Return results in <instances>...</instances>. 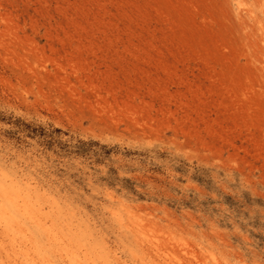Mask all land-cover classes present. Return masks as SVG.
<instances>
[{"label":"rangeland","instance_id":"374dc122","mask_svg":"<svg viewBox=\"0 0 264 264\" xmlns=\"http://www.w3.org/2000/svg\"><path fill=\"white\" fill-rule=\"evenodd\" d=\"M2 185L0 264H264V0H0Z\"/></svg>","mask_w":264,"mask_h":264},{"label":"bare ground","instance_id":"6f19581e","mask_svg":"<svg viewBox=\"0 0 264 264\" xmlns=\"http://www.w3.org/2000/svg\"><path fill=\"white\" fill-rule=\"evenodd\" d=\"M2 188L3 191L0 194V202L2 204L7 201H14L19 212L27 215L29 214L32 217H35V219H33L36 220V222L42 223L43 218H40L39 215L35 213L38 210L37 207H35V205L27 199V195L24 194V192L15 188H7L3 185ZM3 209L5 224L10 225L15 222L16 218L9 208L4 207ZM22 240L23 242L21 243H13L11 248H7V245L3 244V248L5 249V259L3 260V264H30L36 261V257L39 256V246L38 242L34 238V235L32 233H25ZM20 253L25 255L26 261L24 258L20 257Z\"/></svg>","mask_w":264,"mask_h":264}]
</instances>
